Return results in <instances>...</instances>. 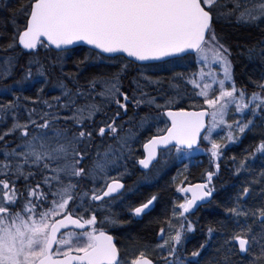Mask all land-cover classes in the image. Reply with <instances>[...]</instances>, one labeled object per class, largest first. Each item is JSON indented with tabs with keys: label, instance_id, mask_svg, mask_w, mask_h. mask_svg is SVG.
Here are the masks:
<instances>
[{
	"label": "snow or ice",
	"instance_id": "6c2138e0",
	"mask_svg": "<svg viewBox=\"0 0 264 264\" xmlns=\"http://www.w3.org/2000/svg\"><path fill=\"white\" fill-rule=\"evenodd\" d=\"M29 6L20 9L27 17L24 30L17 29L18 42L24 50H36L38 45L63 50L62 46L83 41L99 50L97 60L108 59L110 62L116 59L112 54L125 53L137 61H148L192 50L203 61L204 67L211 68L216 64L222 68V78L214 71L206 73L202 69L198 78L194 75L189 81L194 88L200 89L195 94L203 97L207 109L199 112L169 111L167 115L172 120V126L167 130V135L153 138L145 145L148 156L139 161L144 168H148L155 158L158 145L167 146L174 141L178 151L182 146L191 149L197 143L201 129L205 128L206 116H210L211 120L205 139H209L218 126L226 125L230 130L228 141L235 142L239 137L232 134L233 127L243 134L254 121L241 119L227 124L225 116L230 106H235L236 113L247 110L253 117L264 111V82L257 83L260 91L250 96L245 89L237 88L229 59L230 50L213 27L214 20H227L232 16L240 24L258 23L264 19V0H30ZM41 38L47 41L46 45ZM15 39L14 35L8 48L16 47ZM248 52L252 56L255 48H250ZM261 53H264V49H261ZM32 63L38 65L35 74L30 66ZM0 64L6 65L3 75H10L15 58H7ZM127 67L128 64H122L119 71L110 76H94L88 81L87 90L77 85L73 91L61 79L58 84L62 90L61 96L55 97V107L67 110L70 115L61 116L59 111L43 112L40 115L42 122H39L32 119L36 111L33 109L26 123H20L13 116L12 126L0 135V141H3L5 136L19 131L21 139L15 148L0 150L3 155V159H0V177H4L0 179V264H121L112 237L104 231L97 234L95 227H92L97 223L96 216L85 218L84 213L90 208L84 207L83 201L85 198L104 201L106 197L115 199L122 195L120 190L124 185L120 180L111 178L109 182L108 178L109 166L117 164L122 149L127 147V138L119 136L123 129L122 125L117 124L120 110L126 113L130 103L136 107H162L156 104L155 97L148 96L144 91L145 86L138 80L132 81L135 87L131 96L122 90V77ZM48 72L49 69L39 61H30L23 81L17 83L32 80L34 75L42 77L46 83ZM144 79L149 84L158 83L146 76ZM214 85L219 88L218 95H212L216 91ZM171 86L176 89L180 87ZM6 91L8 89H0V95ZM81 99L83 103L78 102ZM174 99H169L167 103H172ZM44 103L49 108L54 107L47 101ZM112 105L116 106L117 111L109 118L106 109ZM13 108L15 105L9 102L0 105V112L6 113ZM98 113L104 114L106 119L100 122L97 131L95 117ZM147 119L142 118V122L146 123ZM61 120L64 124L60 123ZM68 121H71V126ZM96 136H111L120 147L114 149L109 145L104 153L97 152V158L86 168L82 165ZM221 147L212 142L211 155L214 159L220 155ZM255 151L264 154V140ZM33 169L39 170L42 176L35 186L28 183L36 176ZM241 169H246L245 160L240 161L237 173ZM101 174L104 187H93L90 197L87 191L78 192L81 182L89 179L95 181ZM213 175L208 172V183L178 189L183 193L192 192L191 199L177 206L181 210L180 217L187 219L185 214L198 200L212 195L213 189L209 185ZM261 175L264 176V173ZM21 178L25 181L23 190L16 185ZM42 186H47V191ZM249 192L250 188L245 187L237 197V205L228 211L236 217L252 216L255 222L264 225V208L245 209L239 203ZM155 200L156 196H153L147 203L132 209L133 213L140 216ZM81 208L83 212L79 211ZM110 222L116 223L114 220ZM86 226L91 230H87ZM180 227L184 232L195 231L191 223H181ZM213 231L212 228L208 229L209 237ZM184 232L177 230L168 240L163 239L164 229L160 230L163 243L156 247L168 249L167 256L162 257L165 264H183L176 253ZM225 243L230 248L238 244L240 253H248L253 244H259L261 257H264V234L257 238L250 226L231 236ZM205 247L206 243L200 244L191 256H200ZM131 264L153 262L141 252Z\"/></svg>",
	"mask_w": 264,
	"mask_h": 264
},
{
	"label": "trees",
	"instance_id": "16d2710c",
	"mask_svg": "<svg viewBox=\"0 0 264 264\" xmlns=\"http://www.w3.org/2000/svg\"><path fill=\"white\" fill-rule=\"evenodd\" d=\"M29 5L30 0H0V49L7 48L9 58H15L14 66L16 68L20 66L21 72L22 67H28L30 61H39L45 65L49 69L48 83L53 84L55 81L59 82L60 79L65 82L66 73L71 71L73 84L86 86L94 76H110L118 72L122 64H128L122 77V85H134L132 81L134 79L138 80L145 86L144 91L148 96L155 97L158 93L152 90L157 84L166 88L171 84L180 85L179 80L192 71V55L158 63L137 65L122 56H115L116 59L112 62L108 59L97 60L95 51L82 46L73 48L71 52L66 50L57 52L40 45L36 50L30 52H24L17 45L10 49L8 45L13 42L14 35L16 38L17 29L21 31L25 26L27 17L20 9ZM228 7L231 8L232 6L228 5ZM29 9L30 6L28 11ZM213 27L217 34L222 37V42L230 50L231 55L229 57L233 65V79L236 86L245 89L249 93L260 90L256 85L259 82H264V53H261V49H264V25L259 22L253 25H245L237 23L233 18H228L222 21L214 20ZM250 48H255L252 56H249L248 50ZM54 55L57 56V59L54 58ZM54 59L60 64L61 72L59 73L55 72L51 65ZM34 64L32 63L30 66L32 67ZM145 76L153 81H158V83H155L156 85L147 83L148 81L144 79ZM31 94L29 90L24 92L25 99L28 102L33 100ZM164 95L167 97L170 92L164 90L156 99L160 100L159 96L163 97ZM9 102L14 103L6 95L0 99V105H7ZM148 106L141 105L137 109L140 110L141 107L146 109ZM198 106L196 100L182 96L175 103L174 108L189 109ZM114 109L116 107L106 109L107 117L110 118L115 115L116 110ZM99 115L100 113L96 117H100ZM143 115L142 112L138 114V116ZM252 119L254 121L253 125L245 133L240 134L239 139L231 145L225 146L213 165L207 157L203 156L200 163L191 162L185 171V183L196 181L208 183V172H212L214 175L209 185L213 189L212 197L204 207L197 211V214L189 216L190 223L195 231L189 234L185 232L183 249L176 253L183 264H225V261H227V264H264V257H261L259 244H253L250 252L241 255L236 244H233L230 248L225 243L231 236L240 233L243 228L248 226L253 229V234L257 238L264 234V225L255 222L254 217H236L228 211L237 205V197L241 194L245 182L251 183L253 195L248 197L249 200L243 199L239 203L245 209L264 208V176L261 175L264 173V154L255 151L261 141L264 140V111H260L255 117L252 116ZM0 125L2 127L3 124ZM6 131L2 130V133ZM0 150H6L1 143ZM253 153L255 154L253 155ZM241 160H245L246 169H241L237 173L236 169L239 167ZM171 163L168 172H170L172 166L176 165L174 161ZM33 170L36 171V176L30 179L28 183L35 185L37 181L42 179V176L39 170ZM16 185L20 188V179L17 180ZM165 185L166 183L162 181V189H167V196L183 198L176 191V186L169 183L166 187ZM137 194V197L145 196L148 194V190L144 188L141 193ZM209 228L214 229L211 237L208 234ZM202 243H206V247L201 250L200 256L192 257L191 253L199 249Z\"/></svg>",
	"mask_w": 264,
	"mask_h": 264
},
{
	"label": "flooded vegetation",
	"instance_id": "af4514ba",
	"mask_svg": "<svg viewBox=\"0 0 264 264\" xmlns=\"http://www.w3.org/2000/svg\"><path fill=\"white\" fill-rule=\"evenodd\" d=\"M72 50L73 48L66 51L71 52ZM7 51V48L0 49V59L4 56L9 57ZM54 58L57 59V56L54 55ZM56 59L53 60L52 66L57 65ZM65 82L69 88L75 91L76 85L73 84L71 71H68L66 73ZM81 87L87 90V85ZM134 87V85H123L122 90L131 96L133 94ZM24 92L25 91L22 92L23 99L22 101H20L22 103H24L25 101ZM3 96L4 95L0 96V98ZM31 96L33 98V100L31 101H34L35 96L32 94ZM155 100L157 103H160L161 101L157 100L156 98ZM110 107L116 106L112 105ZM137 108L138 107H136L134 104L130 103L128 105V110L126 113H124L123 110H120L121 116L117 120L118 125H122L123 127L125 126L124 131L127 129L130 131H135L139 129L138 125H141L142 118L147 117L148 119H151V122L147 127L139 130L138 139H136L134 143L129 142L130 140L127 142V147L130 150L127 152L125 148L122 149V156L117 161V166L110 170V175L108 177L109 182L111 181V178H117L124 185V188L121 191L122 195L116 197L115 199L106 197L104 201H90L89 198H85V200L83 201L84 207H89L90 211L84 213V215L85 218H90L92 215L96 216L97 223L92 227H95V229L97 230V234L99 233V231H104L106 235L112 237V242L118 250V258L121 264H131V261L139 257L141 252H143L145 257L150 259L153 264H165V260L162 259V257L167 256L168 249L162 250L156 247L157 244L163 243V240L160 236V230L164 229L163 239L168 240H170L171 236H173L177 230L184 232V230L180 227L181 223H184L185 225L190 223L189 216L195 213L197 214V211L200 210V208L204 207L207 203L197 207L194 213L185 215L187 219L179 216V212L181 211L179 208H175L174 211V206H178L179 204L184 203L188 197L183 195L181 192L180 193L183 198L176 196H167V189H162V181H164L166 185H168V183L174 186H176V184H179L181 188L184 184H186L185 175H178L180 165L177 163L175 166L171 167L170 172H168L169 167H165L163 172H160V170L156 171V166L159 164L161 154L163 152L176 147H170L165 150L159 151L158 159L147 170H141L138 168V160L143 157V143L153 135L161 134L165 130V128L167 127V121L163 116V110L170 107L158 109L155 112H152L149 106L147 107L149 110L143 107H141L140 110ZM170 109L186 108L171 107ZM114 110L117 111V109ZM140 112H142V114L144 115L138 116ZM99 116L100 117L95 118L97 123V131L98 127L100 126V122L106 119V117L102 113H100ZM67 123L69 126H71V121H68ZM61 124H64V121H62ZM158 125L159 129L155 130ZM112 139L113 138H110L108 136L104 138L96 136L91 147L88 149V156L82 166L86 168L89 167V156L93 154L92 157L94 158V154L104 146L107 147L109 143H111L110 141H112ZM113 142L115 141L113 140ZM215 161L216 160H213V162L211 161L212 165ZM178 177L182 178L179 182ZM84 185L86 186L85 183ZM101 187H104V183H102L99 188ZM81 188L83 189V187ZM144 188L148 190V194L145 196L142 195L140 197H137V193H141L142 189ZM153 196H156V200L149 207V209L140 216H136L133 213L132 209H134L135 207H139L144 203H147V201L150 200ZM77 203H80V201L77 200ZM79 211L83 212V208H81ZM174 212L176 213L175 215ZM111 220L116 221V223H111ZM86 229L91 230V228L88 226H86ZM184 238L185 232L182 242L177 245V251L183 249Z\"/></svg>",
	"mask_w": 264,
	"mask_h": 264
},
{
	"label": "rangeland",
	"instance_id": "374dc122",
	"mask_svg": "<svg viewBox=\"0 0 264 264\" xmlns=\"http://www.w3.org/2000/svg\"><path fill=\"white\" fill-rule=\"evenodd\" d=\"M229 18H233L235 19V16L229 17ZM223 19L219 20L222 21ZM236 20V19H235ZM259 23L264 25V19H261L259 21ZM60 57V56H59ZM9 57L4 56L3 58L0 59V62H2L3 60L7 59ZM230 59V57H229ZM191 62H192V71L189 75L183 76L179 82H180V87L179 89L173 88L171 85H168V87H162L159 84H155L156 87H154V89L152 91L157 92L158 94L155 95V98L162 94L165 90V92H170L169 96H159L160 97V103L159 105H162V107H156L155 105H151L150 110L152 112H155L158 109H163V108H167V107H174L175 103H177V101L180 99V97H186L189 99L192 98L194 100H196V103L199 105L198 107H194L193 109H199V108H205L207 109V105L204 104V99L203 97L197 96L195 93L198 92L200 89L199 88H194L193 85L191 83H189V81L191 79H193L194 75L198 78L199 77V73L201 72V70L203 69L204 72H209V71H214L218 74V76L220 78H222V68L219 65L213 64L211 65V68L208 67H204L203 65V61H200L197 57V54L194 53L192 54V58H191ZM52 65V63H51ZM60 64L57 63V65L53 66L54 71L55 72H61L60 69L61 67L59 66ZM38 65L34 64L32 65V70L33 73L35 74L36 72V68ZM6 67V65H2L0 64V89H8V91L4 92L2 95H6L8 96V98H10L11 101H13L15 108L8 110L6 113L5 112H0V124H3L2 127L0 125V135H2V130H8L12 124L14 123L13 120V116H15L16 120L19 121L20 123H26L29 119V113L31 112V110L35 109V113L32 114V119H36L39 122L40 121V115L43 112H55V111H59V114L61 116H67L70 115L71 113L68 112L67 110H63V109H57L55 106L57 105V101L55 100V97L57 96H61V89L58 86L59 82L55 81V83H48V81L46 83L43 82V78L39 77V76H35L32 80L29 81H24L22 83H17V81H23V77L25 75V70L27 67H22V72L20 71V66L18 68H16L15 66L12 67L11 69V74L10 75H3L4 72V68ZM21 72V74H20ZM61 76V75H60ZM57 79V78H56ZM207 80V77L205 78ZM61 80V79H60ZM59 80V81H60ZM210 82V81H209ZM148 83V82H147ZM179 84V83H178ZM123 86V85H122ZM202 87V85H201ZM214 87L216 88V91L214 93H212V95H218L219 94V88L218 86L214 85ZM230 87V85H229ZM43 88V91L41 92L40 89ZM238 88V87H237ZM25 90H29L32 95L35 96V100L34 101H27L24 98V103L20 102L22 101L23 97H22V92ZM97 90H99V87L97 88ZM260 90H254L253 92H259ZM253 92L249 93L246 91L247 95L250 96ZM178 93V94H177ZM184 93H186L187 95H185ZM165 94V93H164ZM0 95V96H2ZM171 98H175L174 101L172 103H167V101ZM1 99V98H0ZM21 99V100H20ZM97 100H99V97H97ZM44 101H47L48 104H52L54 105L53 108H49L47 106V104L44 103ZM63 97L61 99V103H63ZM79 103H83L84 100L81 99L80 101H78ZM114 106V105H113ZM254 106V105H253ZM148 109V108H147ZM149 110V109H148ZM210 111V110H209ZM8 118H10V120H8ZM243 119L245 122L247 121V119H252V114L249 111H245L244 113H236L235 112V106L231 105L230 106V111L227 113V115L225 116V120L227 121V124H234L235 121L237 120H241ZM211 117L207 116V126L208 123L210 122ZM63 120L60 121V123ZM151 122V119H147V122L144 123L142 122L141 125H138L139 129L135 130V131H130V130H125V126L123 127L122 131L119 132V135L121 137H126L127 138V142H131L134 143L136 141V139H138V134H139V130H141L144 127H147L148 124ZM137 127V128H138ZM159 129V125L157 128H155V130ZM229 128L226 125H220L218 126L216 129H214V131L211 133L210 138L209 139H205L204 137L206 135H208L207 133V128L201 138V143L199 146H197L196 148H193L191 150H177V148H173V149H169L166 152H163L161 154V158L159 161V164L156 166V171L160 170V172L164 171L165 167H169V164L173 161L177 164H180V169H179V174H185V171L187 169V167L189 166V164L192 163H200L202 160V157L205 156L209 159V161L216 160L217 158H213L211 155V151H212V142H215L217 144L222 145V147L219 149V152H221V150L227 146V145H231L233 142H229L227 137L229 135ZM232 134L239 137V135L241 133H239V131L237 129H235L233 127V129L231 130ZM7 137L6 139H4L3 141H0V143L2 144V146H9L6 148V150H10L11 148H15L17 144H19L21 142L20 139V134L19 131H17L16 133L12 134V135H8L5 136ZM110 138H112L111 136H108ZM114 139H112V141H110L111 143H109V145H112V147L114 149L119 148L120 145L117 143L116 140H114L115 142H113ZM109 141V139H108ZM108 145V146H109ZM108 146H104L103 148H101L98 152L100 153H104L105 150L108 148ZM124 149V148H123ZM125 149L127 150V152L130 150L128 149V147H125ZM97 153V152H96ZM96 153L94 154V158L91 156H89L90 159V166L93 163V160L96 159ZM120 154V153H117ZM0 159H3V155L2 152H0ZM118 163V162H117ZM171 163V164H172ZM89 166V167H90ZM117 166V165H115ZM115 166H109V170H108V177L110 175V170L115 168ZM4 177H0V179H3ZM8 179H12V177H8ZM181 177H178V182L181 181ZM17 182V181H16ZM84 183L86 184V186L84 185ZM104 183V177L103 174H101L100 178L92 181L91 179L86 180L81 182V187L80 189H78L79 191H87L89 194V197L91 196V192L93 187L99 188L101 186V184ZM35 186V185H33ZM25 187V181L21 178L20 179V189L23 190ZM245 187L250 188V192L247 195V197L245 199L249 200L248 197H251L253 195V189L251 186V183L249 182H245L243 184V187L241 189V193L243 192V189ZM87 188V190H86ZM43 189L45 191H47V186H43ZM180 189V185L176 184V191L180 193V191L178 190ZM181 194V193H180ZM71 205V203H70ZM72 206V205H71ZM175 208H178L177 206H174V211Z\"/></svg>",
	"mask_w": 264,
	"mask_h": 264
},
{
	"label": "water",
	"instance_id": "95a60500",
	"mask_svg": "<svg viewBox=\"0 0 264 264\" xmlns=\"http://www.w3.org/2000/svg\"><path fill=\"white\" fill-rule=\"evenodd\" d=\"M29 11H30V9H29ZM26 23H27V18H26L25 26H26ZM25 26H24V27H25ZM23 30H24V28H23L21 31H23ZM41 40H42V42H43L45 45L47 44V41H46L44 38H41ZM18 41H19V36L17 35V40H16V44H17V46H18L21 50H23V51H26V52L30 51V50H24V49L22 48V46L19 45V42H18ZM77 46H82V47L88 48V49H90V50H92V51H95L96 53L99 51V50H97V49H94L93 46H91V45H87V44L84 43L83 41H76V42H74V43L71 44V45L62 46V49H63V50H61V49H56L55 46H48V47H49L51 50H54V51H57V52H58V51H65V50H68V49H71V48H74V47H77ZM193 53H195V52H193L192 50H186L185 52H182V53H173V54L168 55V56H163V57H161V58H159V59L148 60V61H137V60H135V58H133V57H128L127 54H125V53L112 54V55H115V56H122V57L125 58L126 60H128V61H130V62H132V63H135V64H137V65H145V64H152V63L163 62V61H166V60H169V59L179 58V57H182V56H185V55H190V54H193ZM104 55L107 56V55H109V54H104ZM203 110H206V109H205V108H199V109H170V108H168V109L163 110V116L165 117V119H166V121H167V127L165 128V130H164L161 134L153 135L152 137H150L148 140H146V141L143 143V145H142L143 157H142L141 159H145V158H147V156H148V150H146V148H145V145H146V144H148L153 138L167 135V130L172 126V120H171V118L167 115V113H168L169 111H171V112H181V111H183V112H199V111H203ZM204 119H205V128H204V129H201L200 135L197 137V143H196L191 149L196 148V147L201 143L202 135L204 134V132H205V130H206V128H207V116H206ZM170 147H176V148H177V146L175 145V142H174V141H172V142H171L169 145H167V146H164V145H158V146L156 147V156H155V158L151 161L149 167H150V166H151V165H152V164L158 159L159 151H161V150H165V149L170 148ZM180 149H182V150H190L189 148H187V147H183V146H182ZM141 159L138 160V168L141 169V170H147L149 167H148V168H144V167L139 163V161H140ZM110 182H111V181H110ZM198 184H205V183L202 182V181H196V182H193V183H186V184H184L181 188H189V187H193V186L198 185ZM121 191H122V189L120 190V192H121ZM180 192H181V191H180ZM181 193H182L183 195L187 196V197H188L187 199H191V198H192V192H187V193H183V192H181ZM113 195H115V194H113ZM211 197H212V195H211L210 197L204 199V200H198V201L196 202V204L192 207V209H190V211H189L188 213H186L185 215H188V214L194 213V211L197 209V207H199V206H201V205H203V204L208 203V202L210 201ZM148 209H149V208H148ZM148 209H147V210H148ZM147 210H146V211H147ZM236 247H237V250H238V252H239L238 244H236ZM239 254L242 255V254H244V253H240V252H239Z\"/></svg>",
	"mask_w": 264,
	"mask_h": 264
}]
</instances>
